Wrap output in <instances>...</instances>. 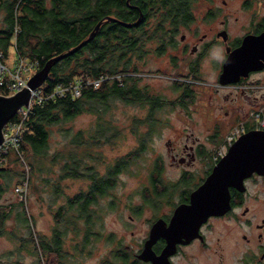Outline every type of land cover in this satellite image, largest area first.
Masks as SVG:
<instances>
[{"label": "rangeland", "instance_id": "374dc122", "mask_svg": "<svg viewBox=\"0 0 264 264\" xmlns=\"http://www.w3.org/2000/svg\"><path fill=\"white\" fill-rule=\"evenodd\" d=\"M213 1L221 3L220 0ZM203 3L201 0L195 3L193 9L196 15ZM2 19L3 12L0 11V24ZM152 46H155L154 42H146L145 47L149 51L139 58H133L132 63L137 70L131 72L138 78L136 82L140 91L156 95L161 99V106L148 116V103L111 95L104 102L86 100L82 103V111L50 124L46 152L37 157L29 171L26 203H20L14 191L13 183L20 175H12L10 183L0 194V205L10 208L3 232L0 233V264H49L38 246L40 237L50 238L54 212L60 205L65 208L69 197L80 190H87L90 184L86 178L64 175L61 167L63 159L57 157L56 160L53 156L57 151L75 147V143H70V136L77 130H83L85 135L88 130H94L98 114L102 122L109 126L106 134L111 138L100 146H93V151L98 152L100 158L86 157L85 164H93L104 172L107 164L131 152L140 140L144 141V148L138 154H132L130 162L117 174L108 192L98 195L96 201L89 205L93 220L90 227H85L84 218L77 207L60 212L63 216H59V221L55 220V225L62 232L64 251L59 257L51 255V260L54 264H111L118 260L115 250L119 245L129 244L136 248L137 241L144 237L151 217L149 186L153 181L176 180L180 172L179 168L169 164L167 140H174L175 144L180 145L184 141L190 143L193 135L203 141L207 134L203 123L213 126V118L230 108L227 105L221 107V98H214V93L208 97V88L197 83H188L190 96H184L183 86L187 84L177 78L179 76L167 62V53L154 52ZM13 56L14 51L10 47L7 64H10ZM204 79L209 85L213 82V76ZM89 108H94L98 113ZM148 118L154 123L151 121L150 125ZM233 126L230 124L224 133ZM223 130L224 125L217 124L214 137L222 135ZM186 134H189L188 139H185ZM10 158L14 156L10 155ZM7 161L13 170L23 171L19 160ZM185 180L194 183L197 177L191 176ZM0 182H3L2 178ZM54 182H57L55 192L52 188ZM23 217L27 218V222ZM87 230L90 233L87 234Z\"/></svg>", "mask_w": 264, "mask_h": 264}, {"label": "flooded vegetation", "instance_id": "af4514ba", "mask_svg": "<svg viewBox=\"0 0 264 264\" xmlns=\"http://www.w3.org/2000/svg\"><path fill=\"white\" fill-rule=\"evenodd\" d=\"M198 1H192L188 9L190 17L179 23L176 30L172 27L170 0H165L164 4L159 0L157 6L149 5V11L147 0H133L129 4L137 12L134 20L111 14L120 21L134 22L138 27L153 32V38L147 42H154L155 46L151 47L154 52L167 53V62L179 76L177 78L187 84L183 86L184 96H190L188 85L197 83L208 88V97L214 93V98H221V107H230L223 110L224 114L213 118V126L203 123L207 131L203 141L193 135L190 143L184 141L180 145L167 140L169 164L180 169L179 175L173 181L152 182L148 198L151 217L146 234L137 241L136 248L129 244L119 245L115 250L118 260L111 264H264V174L253 171L244 176L238 186L228 185L227 205L206 215L197 224L186 223L190 229L184 234L175 236L180 230L169 228L175 208L190 203L191 191L205 179L218 159L226 155L228 147L222 155H217V147L223 142L226 128L230 124H240L241 133L256 128V119L251 112L264 106L263 58L251 64H260L259 67H250L246 75L239 74L236 81H219L228 53L241 43L245 35H258L264 31V0H220V4L201 0L204 3L196 15L193 7ZM42 2L46 7H55V0ZM101 19V23L107 20ZM120 21L116 22L123 24ZM146 50L149 51L145 47ZM120 74L132 75V72ZM206 76H213L210 85L204 79ZM219 123L224 125L223 134L214 137ZM188 138L189 134H186L185 139ZM191 176H196L197 181L190 183L185 180ZM157 219H161L164 228L152 237L148 246L149 259L145 260L138 254Z\"/></svg>", "mask_w": 264, "mask_h": 264}, {"label": "trees", "instance_id": "16d2710c", "mask_svg": "<svg viewBox=\"0 0 264 264\" xmlns=\"http://www.w3.org/2000/svg\"><path fill=\"white\" fill-rule=\"evenodd\" d=\"M128 1L55 0V7H46L42 0H0V11H3V19L0 24V50L6 54L12 47L20 55L38 59L40 68L51 56L68 50L86 38L96 22L106 15L115 14L125 20H134L137 12L133 11L129 4L133 0ZM158 1L147 0V11L150 10L149 5L157 6ZM192 1L170 0L173 29L176 30L179 23L190 17L188 9L191 7ZM160 2L164 4L165 0H160ZM137 25L119 24L115 20H106L99 25L90 40L51 64L46 78L41 83L46 90L59 82L66 83L72 80L81 72L91 77L107 73L111 76L119 75V78L114 76L104 80L95 89L86 86L82 88L81 94L74 98L66 95L32 106L23 121L21 138V147L29 171L38 159L37 157L46 152L48 126L61 119L71 118L82 111L84 109L82 103L86 100L93 99L104 102L111 95L126 100H141L149 104L148 116H151L154 109L161 106V99L156 95L140 91L137 87L136 80L138 78L136 76L120 74V72L137 70L133 66V58H139L147 51H145L147 39L154 36L150 29H142ZM0 93L6 94L7 90L0 88ZM184 94L187 95L186 92ZM93 109L89 108L91 111ZM93 112H97V110L94 109ZM97 116L94 130H88L86 135L83 130H77L72 135L70 134V143H75V147L63 152L57 151L53 156L56 160L63 159L61 167L64 175L86 178L90 184L87 190H80L69 197L65 208L60 205L57 212H54V224L50 238L47 240L40 237L38 246L42 248L46 255L45 260L47 259L49 264H54L51 255L59 257L63 255L64 251L62 232L55 225V220L59 221V218L63 216L60 212L75 206L84 218L85 227H90L93 220L89 205L96 201L98 195L108 192L114 185L117 174L125 169L130 162L132 154L136 155L139 150L144 148V141L140 140L139 145L131 152L117 157L112 164H107L104 172H100L93 164H85L86 157L95 160L100 158L99 153L93 151V146H100L110 141L111 138L106 134L109 126L102 122L99 114ZM148 119L150 125L151 121L154 123L153 120ZM12 159H16V157H9L8 160ZM8 164L6 161L1 165L0 179L2 178L3 182H0V194L10 183L12 175H20L13 183L15 185L23 174V171L20 173L13 170ZM62 176L63 174H61ZM56 183L52 184L54 192L57 190ZM9 214L10 208L7 209L0 205V233L3 232V224ZM23 219L27 222L26 217ZM86 232L90 233L89 230ZM86 238L87 235L84 239Z\"/></svg>", "mask_w": 264, "mask_h": 264}, {"label": "water", "instance_id": "95a60500", "mask_svg": "<svg viewBox=\"0 0 264 264\" xmlns=\"http://www.w3.org/2000/svg\"><path fill=\"white\" fill-rule=\"evenodd\" d=\"M104 19L120 21L111 15H106ZM101 22L102 19L98 20L87 37L76 45L46 60L42 67L30 75L25 87L12 94L0 93V142L3 137V124L14 115L20 105L27 103L29 89L40 85L44 81L53 62L72 53L83 43L90 40ZM120 22L126 25L134 23ZM260 57L264 59V31L258 35H245L241 43L226 56L222 72L219 75V81L221 83L236 81L238 75H246V71L250 67H259L260 64L256 66L251 64ZM1 168L2 166H0ZM253 171L264 174V129L250 128L239 134L228 146L226 155L218 159L205 179L191 191L190 203L188 205L181 204L175 208L169 228L179 229L180 231L174 235L177 236L184 231H189L190 228L186 223L191 221L197 224L206 215L220 211L228 202V185L238 186L242 178ZM161 222V219H157L152 224L145 245L138 254L140 258L149 259L148 246L152 237L160 233L163 227Z\"/></svg>", "mask_w": 264, "mask_h": 264}, {"label": "built area", "instance_id": "2783aa9c", "mask_svg": "<svg viewBox=\"0 0 264 264\" xmlns=\"http://www.w3.org/2000/svg\"><path fill=\"white\" fill-rule=\"evenodd\" d=\"M14 51V50H13ZM8 53L4 54L0 50V88L6 89V94H12L15 91L27 85V79L30 73L39 68V61L36 58H27L14 51V56L10 64L6 63ZM9 60V59H8ZM119 78V75H114ZM111 76L107 73H100L96 77H91L84 72L77 74L72 80L68 82H59L49 90L43 88L40 84L34 88L29 89V98L26 104L20 105L14 115L9 118L2 126V141L0 142V166L3 165L13 155L19 160L23 167V174L20 181L14 185V191L21 202L27 201V187L29 181V166L24 156L21 147V138L23 130V121L28 112L35 104H42L47 100L56 97H63L69 95L71 98L77 97L81 94L82 88L86 86L97 88L104 80H108ZM3 94V93H1ZM261 106L251 112V115L256 119L255 127L264 129V113ZM241 125H234L225 134L223 142L217 147V155H222L227 147L237 138L241 133Z\"/></svg>", "mask_w": 264, "mask_h": 264}]
</instances>
